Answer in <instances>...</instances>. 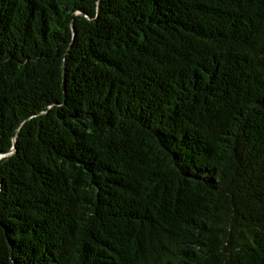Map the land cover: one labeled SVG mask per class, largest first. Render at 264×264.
<instances>
[{
	"label": "trees",
	"instance_id": "16d2710c",
	"mask_svg": "<svg viewBox=\"0 0 264 264\" xmlns=\"http://www.w3.org/2000/svg\"><path fill=\"white\" fill-rule=\"evenodd\" d=\"M0 264H264V0H0Z\"/></svg>",
	"mask_w": 264,
	"mask_h": 264
}]
</instances>
